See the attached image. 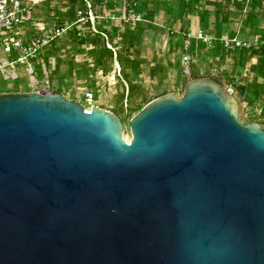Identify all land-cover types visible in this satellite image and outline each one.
<instances>
[{
    "label": "water",
    "instance_id": "1",
    "mask_svg": "<svg viewBox=\"0 0 264 264\" xmlns=\"http://www.w3.org/2000/svg\"><path fill=\"white\" fill-rule=\"evenodd\" d=\"M212 78L128 123L0 93V264H264V126Z\"/></svg>",
    "mask_w": 264,
    "mask_h": 264
},
{
    "label": "crops",
    "instance_id": "2",
    "mask_svg": "<svg viewBox=\"0 0 264 264\" xmlns=\"http://www.w3.org/2000/svg\"><path fill=\"white\" fill-rule=\"evenodd\" d=\"M88 1L91 3L94 13L98 17L95 22L96 31L99 29V26L112 32L113 28L118 29L122 25H126L123 24V19L126 17L127 9L130 5H136L137 9L145 14V22L141 23L142 25L138 24L144 29L140 48L143 56L141 59L144 61L145 67L148 69L147 71L150 70V65L153 69L159 71L157 76L151 79L146 78L145 83L146 80H153L156 86L161 84L159 80L161 79L160 71L164 68L165 77L162 79V82H168L171 79V73L176 72L179 75L176 81L183 88L184 84L188 81L182 75L180 60L183 55L182 42L184 36L190 35L192 38L190 53L193 58L192 73L194 79L198 77L200 72L204 73V78H210L211 75H215V80L220 81V83L223 82L241 102L252 100L253 93L250 92L252 88L256 89V87L264 86V75L256 66L257 61L261 58L260 56L253 55L250 60L245 61L244 53L247 52L249 54L251 50H244L246 52L240 50L228 51L221 46L223 40L234 38L250 42L255 46L253 49L258 50L264 46V0H252L249 3H245L243 0ZM80 10H84V8H80ZM33 15L42 23L47 24V26H52L50 25V20L43 22L38 17V11H34ZM74 23L73 26L77 27ZM70 25L66 23V26ZM55 27L61 26L55 25ZM84 30L91 31V28L87 27ZM170 31H173L174 35L168 36ZM200 31L215 41V48L212 51L207 50L205 45L194 39L195 35ZM101 35L103 36L104 34ZM146 39L149 40V46L144 45V40ZM49 50L50 48L42 54V60L45 61L48 54L54 53L50 58H55V61H57L58 54L60 53L56 54L55 50L52 51L53 48L51 52ZM84 52L86 59H89L90 54H88L89 52L87 53V48H84ZM144 52L147 56L144 55ZM173 56L177 58V71L171 60ZM149 57L151 58L149 59ZM58 62L60 63V61ZM113 64L114 71L116 72L115 62ZM116 64L118 65L117 62ZM37 67H39L38 62L36 63ZM18 71L22 74L24 73L22 69ZM37 73L38 77H41L39 70H37ZM53 76L57 77L59 74L55 72ZM53 76L51 78L54 79ZM90 83L87 85H91ZM124 87L127 90V84ZM240 88H245L246 91L241 92ZM89 91L93 92L92 90ZM18 92L30 93L31 89L29 88L24 91L17 89L0 91V93ZM52 92L56 94L61 93L59 89H55L54 87ZM161 92L169 93L170 91L168 88H163ZM94 97L96 99L95 94ZM261 99L264 100V98Z\"/></svg>",
    "mask_w": 264,
    "mask_h": 264
},
{
    "label": "built area",
    "instance_id": "3",
    "mask_svg": "<svg viewBox=\"0 0 264 264\" xmlns=\"http://www.w3.org/2000/svg\"><path fill=\"white\" fill-rule=\"evenodd\" d=\"M243 1L249 3L252 0ZM82 2L84 3V10L76 12V22L74 25L81 30L80 32L90 27L91 31L97 34L95 22L98 17L95 15L94 9L88 0H82ZM36 6L37 3L34 0H0V78H4L5 80L9 79V77L15 78L16 71L23 69L31 78V92L49 93L53 90L49 78L56 72L55 58H48L44 61L41 57L53 43L67 37V33L71 27H49L47 24L42 23L33 15ZM144 16L145 14L138 10L136 5H130L127 9V15L123 19V24L135 25L144 23ZM172 35H174V32L170 31L168 36ZM194 39L205 45L207 50L212 51L215 48V41L201 31L195 35ZM191 40L190 35L184 36L182 42L183 55L180 59L182 75L187 81L194 79L192 73L193 58L190 53ZM221 46L228 51H250L255 47L250 42L241 41L237 38L225 39L222 41ZM107 48L112 49L109 44H107ZM37 62L40 66L41 77H38L36 70ZM85 62L89 64L90 68H93L90 65L91 61L89 59H86ZM114 62L117 75L119 76V66L116 64V61ZM197 78H204V73L200 72ZM210 78L215 80L216 76L211 75ZM221 84L224 85L223 82ZM124 85L126 86L125 83ZM227 89L231 92L229 88ZM169 91H174V87L171 90L169 88ZM83 99L85 102V106H83L85 112H90L92 108L98 107L96 106L93 92L85 89ZM124 104L126 106V101Z\"/></svg>",
    "mask_w": 264,
    "mask_h": 264
},
{
    "label": "trees",
    "instance_id": "4",
    "mask_svg": "<svg viewBox=\"0 0 264 264\" xmlns=\"http://www.w3.org/2000/svg\"><path fill=\"white\" fill-rule=\"evenodd\" d=\"M71 5H68L67 12L62 15L58 14V20L60 21V26H66V23L71 24L70 29L67 33V40L70 42V45L76 50H82L83 48H87V53L90 54L89 60L90 65L93 68H90L89 64L84 61L85 68L88 70V80L87 83H93V86L97 88L100 86L97 83L96 76L100 74V76H106L108 73L114 70V61L118 63L120 69V75L116 78V93L114 95V103L120 106V109H123V104L126 101V105L129 108V105H135V109L128 110L129 116L132 118L135 116L144 106H145V79L153 78L157 76L158 72L152 68L150 65V70L145 67L144 61L141 59V42L143 38L144 29L141 25H122L118 29H112L111 31L106 30L104 27H100L97 29L98 33L95 34L90 30L82 31L77 27L73 26L75 22L74 10L76 6L79 8H84L81 0H69ZM101 34H104L102 36ZM116 34L115 37L113 35ZM107 44L110 45L112 49L107 48ZM117 44H122L123 51L117 48ZM56 43H53L50 47V52L56 51L55 47ZM244 51V50H240ZM60 51H56L59 53ZM246 52V51H244ZM54 53H50L47 55V59L52 57ZM253 55L260 56L261 58L257 61L256 66L259 71L264 75V46L260 49H252L249 54L244 53L245 61L250 60ZM36 70L40 71V66L36 68ZM41 72V71H40ZM161 81L165 77V69L163 68L160 71ZM123 81L127 84V90L123 85ZM160 81V82H161ZM220 83V81L216 80ZM248 90V89H247ZM241 92L246 91L245 88H240ZM183 92V88H182ZM252 95V100L246 102L248 105L251 103H257L261 107L260 116L264 120V100L260 98H264V86L256 87V89L252 88L250 90ZM168 94L166 92H161L159 95L151 98V101ZM149 103V102H148Z\"/></svg>",
    "mask_w": 264,
    "mask_h": 264
},
{
    "label": "rangeland",
    "instance_id": "5",
    "mask_svg": "<svg viewBox=\"0 0 264 264\" xmlns=\"http://www.w3.org/2000/svg\"><path fill=\"white\" fill-rule=\"evenodd\" d=\"M38 4L35 7L34 11H38V17L42 19L43 22H47L48 20L51 21L52 26L59 25L60 21L58 20V14L67 15L65 14L67 12L68 5H71V2L69 0H35ZM80 10L79 6L75 7L74 15H76V12ZM113 28V27H112ZM116 34L113 35L115 37ZM56 51H60L57 57V61H55V71L59 76L53 78H49V81L51 82V85L55 89L60 90V95L65 97L66 99L75 101L82 106H85V102L83 99V92L85 89L92 90L93 93L96 96V106L99 108H103L106 110L111 111L114 113L123 123L125 127V135H129V129H128V123L130 121L129 112H126L128 110L135 109V105H129L128 106L123 104V109H120V106L116 103H114V95L116 93V78L118 77L117 72L114 70L108 73L106 76H100L98 74L96 76L97 83L100 85L98 88L96 86H93V83H90L91 85H87L88 75L89 72L85 68L84 61H86L84 48L82 50H76L71 45L70 42L67 40V37L61 38L57 40L56 42ZM144 45L149 46V40H144ZM146 46V47H147ZM117 48L119 50L123 51L122 44H117ZM57 54V53H56ZM55 54V55H56ZM61 57H60V56ZM144 55L145 52H144ZM147 56V55H146ZM151 57H149L150 59ZM171 60L173 61V65L177 71V58L175 56L171 57ZM60 61V63L58 62ZM58 63V65H57ZM21 70V69H19ZM23 70V69H22ZM24 71V70H23ZM158 71V70H157ZM175 71V70H174ZM159 73V71H158ZM14 77H9V79L0 78V91L4 90H27L31 87V78L28 76V74L24 71V73H20L18 70L15 73ZM174 75H176L174 77ZM179 75L176 74V72L171 73V79L168 80V82H162L161 79H158L161 81L158 86H156L155 81H147L146 80V86H145V105L148 104V102H152L151 98L159 95L161 93V90L163 88H173L174 91L169 92L176 95L182 94V85H180L176 78ZM176 84H175V83ZM179 85H178V84ZM178 87H177V86ZM168 93V94H169ZM238 98V97H237ZM241 112L243 114L242 120L246 124L255 123L259 124L261 126H264V120L260 116V109L261 107L257 105V103H251L248 105L246 102H241Z\"/></svg>",
    "mask_w": 264,
    "mask_h": 264
}]
</instances>
